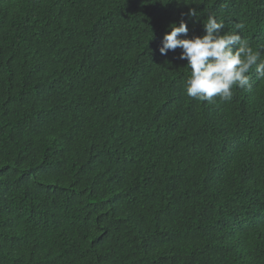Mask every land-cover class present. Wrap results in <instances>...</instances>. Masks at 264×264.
I'll return each mask as SVG.
<instances>
[{"label":"trees","instance_id":"obj_1","mask_svg":"<svg viewBox=\"0 0 264 264\" xmlns=\"http://www.w3.org/2000/svg\"><path fill=\"white\" fill-rule=\"evenodd\" d=\"M188 8L264 59V0H0V264H264V79L188 97Z\"/></svg>","mask_w":264,"mask_h":264},{"label":"clouds","instance_id":"obj_2","mask_svg":"<svg viewBox=\"0 0 264 264\" xmlns=\"http://www.w3.org/2000/svg\"><path fill=\"white\" fill-rule=\"evenodd\" d=\"M195 8L181 12L177 22L170 23L160 40L158 53L167 56L171 51L179 54L174 60L186 61L189 70L184 90L188 97L211 103L219 97L228 102L233 97V88H250L248 73L255 67L260 79H264V59L241 36L233 32H222L224 22L209 15L203 24V35L189 36L188 20L197 22ZM237 27H242L237 25ZM182 37V38H181ZM171 64V61H167Z\"/></svg>","mask_w":264,"mask_h":264}]
</instances>
